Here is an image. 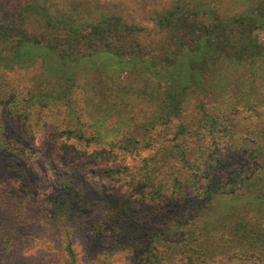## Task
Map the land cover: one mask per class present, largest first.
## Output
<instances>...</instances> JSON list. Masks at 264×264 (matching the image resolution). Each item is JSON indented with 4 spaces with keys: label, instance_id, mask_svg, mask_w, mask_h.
Masks as SVG:
<instances>
[{
    "label": "rangeland",
    "instance_id": "1",
    "mask_svg": "<svg viewBox=\"0 0 264 264\" xmlns=\"http://www.w3.org/2000/svg\"><path fill=\"white\" fill-rule=\"evenodd\" d=\"M0 1L21 5L36 4L27 8L25 16L29 23L40 34L51 30L47 21L48 11L37 4V0ZM61 1L65 8L69 7V26L74 27L70 28L69 33L60 30L63 35L69 36V43L72 44L71 40L74 38L83 43L87 33H90L94 40L98 39V32L105 26L103 24L97 28L88 26L89 22H85V19L100 24L104 16L116 14L121 16L126 24L137 28L136 33L129 38V47L137 44L144 48L147 54L141 59L136 53V57H130L128 65L125 63L127 65L125 68L120 67V64L124 63H107L99 59L97 61L101 62V66L97 63H62L57 66L56 63L53 67L45 63L43 57H38L35 63L24 68L13 69L0 64V87L3 90L0 91V144L7 148L10 162L30 172L29 179H24L11 177L1 171L0 180L4 179L5 182H0V188L4 189L9 185L19 190L23 199L28 200L25 205L33 210H37L39 205H48L50 197L58 193L57 186L63 184H71L73 194L80 193L84 199L94 201V204L100 205L101 208L107 206L110 196L121 197L125 201L129 197V192H135L134 196H130L132 199L130 201L136 203V210L147 207L156 213L167 214L173 207L170 197L175 195L172 191L174 178L179 175L184 179L190 175L187 163L183 164L180 160L175 162L169 155L170 150L176 145L187 148V161L193 165L200 164L209 150L216 149L218 154L226 156L232 155L227 151L240 153L242 157L231 158L232 155L228 158L233 162L239 161L234 162L229 170L218 174L222 182L227 181L228 177H236L237 172H234L236 170L243 173L238 174L239 178L253 175L264 179V151L254 150L264 147V27L249 35L253 47L259 46L261 49L259 55L262 57L256 63V68H253L254 64L251 65L255 63L256 58L254 60L247 58L241 63L236 59L235 62L225 59L229 58V55L214 61L213 58H209L213 63L208 61L205 64L207 73L209 77L214 75L223 90L215 92L216 97L210 93L209 97L192 96L185 104L181 116L164 115L169 122L161 116L163 112L160 108L161 102L154 101L155 92L164 91L169 80L160 78L157 73L159 69L156 71L149 69L153 63H163L161 60L169 52L172 53L174 50L178 53L179 49L175 40L170 37V30L158 26V16L176 7L185 12L186 7L197 12L192 19L201 21L204 27L211 23L212 17L226 21L264 15V0ZM77 11H83L82 19ZM56 32L51 31L49 39ZM72 49L79 55L83 52L81 45L77 49L73 47ZM133 50L135 51L134 47ZM100 51L97 55L102 56L99 58L110 55L103 50ZM115 57V62L123 60L119 59L121 56L117 53ZM137 63L141 64L136 66ZM113 64L118 66L117 69L115 66L108 67ZM62 65L67 68L62 70ZM68 76L70 83L73 81L74 88L72 94L65 98L62 93ZM109 87L114 89L110 90ZM233 87L240 92L239 95L232 92ZM241 89L254 91L252 107L243 106L245 103L236 106L237 99L242 94ZM122 92L129 97L121 99ZM33 95H42L48 100L39 99L31 103L30 98ZM223 101H226V104L221 105V110L217 111L216 106ZM232 105L235 107L230 109ZM105 115H109L105 129L110 142L130 138L126 139L127 143L131 142L128 145L130 147L137 138L139 140L137 148L127 151L119 147L113 148L109 142L88 144L84 141L94 133L101 116ZM212 122L215 123L214 126ZM78 129L86 133L83 138L77 136ZM134 132L136 135L133 137ZM156 148L165 149V157H158L162 153L156 155L154 153ZM153 157L165 164L161 168L167 177L162 179L163 182L166 181L168 187L165 195L153 196V190L147 191L146 195L141 194L139 185L135 183L136 179L127 173L131 172V169L136 172L135 165L142 166L143 158ZM116 167L121 168L122 173L110 172ZM15 180L21 181L16 183ZM246 184L247 182L242 185L244 188L239 191L240 194L248 189ZM194 195L192 191L190 196ZM228 197L229 195H214L210 199V207L212 211L220 214V221L211 228L208 227L209 229L203 226L202 235L207 234L212 239L228 238L229 227L232 234L242 235L250 228V220L258 222L257 232L263 235L264 199L252 197L246 201H236ZM148 238L150 240V237ZM252 240L254 238L245 239L243 245H239V249L238 246L234 247L236 250H229L219 257L199 261L197 264H264V240H261L259 245ZM161 243L159 248L164 249L165 240L162 239ZM40 246L45 248L48 244L47 246L39 244L37 249L32 246L34 253L40 252ZM107 247L108 251L102 254L103 259L127 263L124 257L128 251L121 252L112 244H108ZM76 248L78 253L83 255L84 248L80 242L76 243ZM115 250L116 252H112ZM32 258L26 263L46 264L48 261L41 256Z\"/></svg>",
    "mask_w": 264,
    "mask_h": 264
},
{
    "label": "trees",
    "instance_id": "2",
    "mask_svg": "<svg viewBox=\"0 0 264 264\" xmlns=\"http://www.w3.org/2000/svg\"><path fill=\"white\" fill-rule=\"evenodd\" d=\"M36 3L48 11L47 21L51 27L48 33L36 32L25 16L27 8L36 4L24 3L21 5L20 3L12 4L0 1V64L13 69L24 68L35 63L38 57H43L45 63L53 67L56 63L57 66L62 63H97L100 65L101 62L97 61L99 59L107 63H124L120 64V67L125 68L129 64L130 57H136V53L141 56V59L147 54L145 49L137 44L133 45L135 51L133 47H129V38L136 33L137 28L126 24L121 16L106 15L101 19L100 24L85 19V22H89L88 26L97 28L103 24L105 27L98 32V39L94 40V37L87 33L83 43L74 38L71 40V44L69 36H65L61 32L69 33L70 28H74L69 26V7L65 8L61 0H37ZM184 9L186 11L182 12L179 7H176L158 16V26L170 30V37L175 40L179 49H177L178 53L174 50L172 53L169 52L161 60L163 63H153L149 67L151 71L159 69L157 73L162 80H169L164 91L157 90L154 94V101H160L162 104V106L160 105L163 110L161 116L167 122L169 119H166L164 115L168 117L181 116L185 104L192 96L209 97L210 93L216 97L215 92L223 90L220 88L221 83L216 80L214 75L209 77L207 73L205 64L209 58H213L214 61L229 55L230 57L225 59L233 62L236 59L238 63L247 60V58L253 60L256 58L255 63H251V65L254 64L253 68H256V63L262 57L259 55L260 47H253L249 35L264 27V15L240 17L226 21L212 17L211 23L203 27L201 21L192 19V16L197 12L186 7ZM77 13L80 14L81 19L84 17L83 14L81 15L83 11H77ZM73 19L76 21L74 17ZM51 31L57 32L53 33V37L49 39ZM79 45L82 46L81 55L72 49V47L77 49ZM91 49L94 51H90ZM100 50L109 53L110 57L103 55L99 58L102 56L97 55L101 52ZM116 53L121 56L119 59L123 60L115 62ZM204 56L206 57L204 58ZM104 57L107 59H102ZM209 63L213 62L209 61ZM140 64L137 63L136 66ZM114 66L117 69L116 64L108 67ZM66 68L67 66L62 65L61 69ZM69 79L68 76L66 87L62 93L65 98L72 94L74 88L73 81L70 83ZM109 89L113 90L114 88L109 87ZM0 91H3L2 87H0ZM232 92L235 95L240 94L235 87ZM252 92L254 91L241 89L242 94L238 97L236 106L245 103L246 105H242L252 107L255 99ZM126 97L129 96L122 92L120 98ZM39 99L48 100L42 95H33L30 102H37ZM225 104L226 101L218 104L216 110L220 111L221 105ZM233 107L235 105H232L230 109ZM107 116L109 115L101 116V121L98 122L99 125L94 133L84 141L88 144L109 142L113 148L119 147L127 151L137 148L136 144L139 142L137 138L133 140L130 147L128 145L131 142L127 143L130 138L110 142L109 134L105 129ZM212 123L214 126L215 123ZM76 133L80 138L86 134L81 129H78ZM135 135L136 132L133 133V137ZM227 136L231 137V135ZM6 149L5 145L0 144V172L4 171L11 177L29 179L30 172L25 168L17 167L8 160ZM254 150L264 151V147ZM154 153L156 155L162 153L161 156H158L160 158L166 155L163 148L158 150L156 148ZM227 153L233 155L231 158L242 157L240 153L233 151H227ZM169 155L174 158L175 162L180 160L183 164L187 163L190 175L184 179L179 175L174 178L172 191L175 195L170 197L173 207L167 214L156 213L155 210L147 207L136 210V203L130 201L132 200L130 196H134L135 192H129V197L125 201L121 197L110 196L107 206L101 208L100 205H95L94 201L84 199L80 193L73 194L71 184H63V186H57L58 193L50 197L48 205H39L37 210H33L25 205L28 200L23 199L19 190L13 189L9 185L7 188H0V264H27L29 259L39 256L48 260L46 264L119 263L120 260H116L117 263H115L113 260L102 258V254L108 251V244L116 246L117 250L121 252L128 251L124 257V260L127 261L126 264H197L199 261L219 257L229 250H234V247L238 246L239 249V245L242 246L245 239L254 238L252 241L257 245L261 243V240H264V234L259 235L257 232L258 222L252 220H250V228L242 235L232 234L230 227L228 228L229 232L227 231L228 238L212 239L207 234L203 236L201 233L203 226L209 229L220 221V214L212 211L209 204L214 195H229L228 198L236 201H246L252 197L262 200L264 199L263 178H256L253 175L239 178L238 174L243 173L236 170L234 171L237 172L236 177H228L227 181L222 182L218 174L229 170L230 166L239 160L233 162L228 159L232 155L218 154L216 149L205 153L204 160L195 165L188 163L186 158L188 151L183 145H176L170 150ZM144 158L142 166L135 165L136 172L132 169L131 172L127 171L128 176L136 179L135 183L139 185L141 194L146 195L147 191L153 190V196L154 194L165 195L168 187H166V181H162L166 175L161 170L165 165L164 162H159L155 157ZM110 172L120 174L122 169L116 167ZM231 173L232 171L229 174ZM21 180H15V182L19 183ZM0 182L4 183L5 180L1 179ZM245 182H247L245 186H248V189L246 188L240 194L239 191L244 188L242 185ZM134 190L137 191L136 188ZM192 191L195 193L193 197L190 196ZM160 236H162L161 239L157 238ZM162 239L166 243L164 249L159 248V244L162 245ZM77 242H80L84 248L83 255L78 253ZM39 244L46 246L48 244L49 247L40 246L41 253H34L32 246L37 249ZM27 251L30 253L27 254ZM112 252H116V250ZM122 262L119 264H125Z\"/></svg>",
    "mask_w": 264,
    "mask_h": 264
}]
</instances>
